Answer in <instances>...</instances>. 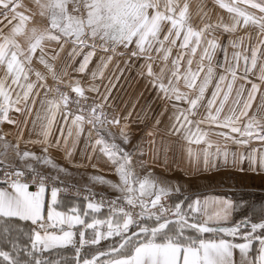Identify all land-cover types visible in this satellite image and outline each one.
Listing matches in <instances>:
<instances>
[{"label":"snow or ice","instance_id":"1","mask_svg":"<svg viewBox=\"0 0 264 264\" xmlns=\"http://www.w3.org/2000/svg\"><path fill=\"white\" fill-rule=\"evenodd\" d=\"M2 2L3 0H0V3ZM216 2L231 14L228 23L219 19L216 24L209 23L211 17L206 11V5L201 4L196 15L201 18L202 26L194 25L191 22L187 0H82L76 7L78 15L69 14L67 0H35L39 15L46 18L45 26L28 27L27 22L35 13L28 15L21 12L7 34L0 30V65H6L5 75L0 78V121L26 125V121L10 119L9 110L14 109L22 116H29L32 110L30 105L34 107L37 102L33 98L39 96V93L34 91L37 84L28 82L29 74L34 71L31 64L37 49H40L39 62L47 69V75H50L54 82H58L57 87L49 88L45 99L40 101L42 109L46 110L47 121L42 126L43 140L39 141L44 155L37 156L31 151H24L21 154L19 151L20 137L23 135L21 132L18 133L16 144V154L20 160L31 158L37 163L51 166L59 173L70 174L47 154L48 137L56 113L62 107L67 108L69 96L61 92L59 87L66 73L63 70L58 71L45 59L42 47L45 40L57 42L63 40L61 50L63 44L70 41L74 45L69 54L70 58L79 55V49L85 47L91 49L84 55L77 69L81 73L85 72L97 51L104 53L105 55L100 57L101 63L97 71L92 73L93 78L97 73L103 77V69L108 67L114 56L129 54L133 57L143 56L145 63L141 65L140 74L145 75L146 70V75L158 89V94L163 93L167 100L187 104V107L180 108L173 103L175 111L165 133L177 137L181 155L187 160L193 176L199 172L201 164L204 171L214 167L213 157L222 158L225 165L229 158V152L219 145L214 153L211 151L212 134L205 131L202 125H215L223 130L217 132V136L240 146L248 145L254 138L264 142V116L257 119L253 115L241 127V120L248 117V111L258 92L261 101L259 111L264 112V91H261L264 86V0H244L246 8L235 3H225L224 0ZM249 8L255 11H249ZM165 24L167 30L161 36L162 26ZM240 26L258 29L256 42L250 47V55L242 56L240 51H236L233 53L234 63H228L225 48V64L220 65L224 68V73L219 76L212 96L207 102V115L200 120H194L193 117L199 111L206 90L214 79L212 59L216 49L220 47L217 37L212 36L208 39L207 33L222 28L231 34ZM18 38L26 42L24 47L18 42ZM245 39L251 41V33L237 40L229 39V45L234 49L239 48ZM178 40L180 48L190 54L187 59L188 67L183 71L181 70L183 53L171 61V68L168 65L172 49ZM130 45L134 47L130 48ZM120 47L125 51L120 52ZM197 54L198 66L193 70L192 57ZM241 58L244 64L243 71L239 72ZM52 59L55 60L56 56L54 55ZM157 59L164 62L159 73L153 67ZM168 73L171 75L165 83ZM257 73L259 83L248 79L250 74L255 76ZM47 75L35 71L36 80L45 81L39 85L40 87H48ZM9 77L12 84L21 88V92L15 94V99H12L11 86L7 83ZM181 79L185 88L191 91L181 90L179 86ZM22 80L25 83H21ZM238 81L241 82L240 87L235 88V98L231 103L238 104L239 108H230L232 114L221 117V112L229 102L234 85ZM243 82L250 83L251 87L245 88ZM75 85L71 90L77 97L87 100L85 89L80 86L78 80L75 81ZM52 91L58 93V96L49 100L47 97ZM89 91L98 89L93 86ZM104 99H107V93ZM75 103L80 106V100H76ZM104 107V104L93 101L81 107L80 114H70L72 119L67 137L61 129V138L56 141V146L63 147L66 155L70 157L72 153L69 145L71 143V148L75 147L76 141L85 131V123L90 126L89 140L92 137V129H95L101 138L95 140L92 150L95 152L96 146H102L101 152L116 166L115 172L120 178V183L103 181L102 177L93 179H99L118 190L121 193L118 199L124 201L127 208L118 200H111L108 216L101 220L93 215L91 223L81 218L79 208L70 210L73 215H66L56 211L54 207L59 191L57 187L51 188L50 201L46 197L48 181L55 180V177L44 176L31 163H27L24 169L10 166L13 170L5 171L4 183H7L12 191L0 189V264H264V202L258 206L250 205L247 200L242 198L237 200L227 195L205 196L201 200L199 191L189 193L185 185L174 181H160L151 172L141 179L132 170L131 154L125 151L121 144L115 142V134L108 132V135L112 136L110 144L102 138L101 129L107 131V126L114 125L118 126L122 144L130 142L127 117L124 123H121L118 115H113L109 120ZM130 116L131 112L128 117ZM37 118L39 119V113ZM156 123L159 124V121ZM154 134L155 130L149 133ZM69 137L72 138L71 142ZM0 141L4 142L5 148L10 146L4 137H0ZM202 142L207 147L194 150L191 146L193 143L199 145ZM167 147L165 144V152ZM231 156L238 171H251L264 178V146L259 149L252 148L246 154L233 152ZM244 161L248 162L247 169L243 166ZM28 170H31L36 191H29V183L21 180L28 175ZM182 170L187 172V169ZM147 196L153 198L149 201L145 199ZM169 199L173 202L166 205L163 201ZM137 206L139 212H135ZM102 207L103 200L100 202L89 200L83 214L88 216L89 209L92 214L99 213ZM45 210L47 221L68 224L70 227L80 225L81 228L76 232L61 229V235L49 232L45 227ZM236 213L241 214L238 221L233 219ZM17 220L30 221L33 225H38L43 229V235L36 229L25 233L16 223ZM102 226H106L103 231ZM133 228L135 230H132ZM88 230H91L90 234ZM186 230H191L196 235H186ZM205 233L210 234V238H203ZM24 235L28 237L30 246L19 242ZM114 237L118 238L114 243H101ZM3 245L10 246V250H4ZM69 245L73 250L71 259L62 256L59 251ZM54 251L60 258H52ZM45 252H48L49 256H45Z\"/></svg>","mask_w":264,"mask_h":264},{"label":"crops","instance_id":"2","mask_svg":"<svg viewBox=\"0 0 264 264\" xmlns=\"http://www.w3.org/2000/svg\"><path fill=\"white\" fill-rule=\"evenodd\" d=\"M21 12H26L28 15L35 13V15L27 22L28 27L33 25L43 27L46 25V18L39 15L35 3L30 4L25 0H3V2L0 3V30H2L3 34H7L10 31L16 23V17ZM18 42L22 47L26 45V42L23 39L18 38ZM62 43L63 40L59 42L45 40L42 42L45 59L48 63L53 64L58 71L63 70L66 73V75H63L62 77L63 81L69 79L75 83V81L78 80L80 86L85 89L86 94H95L99 100L113 106L117 111V115L121 119V123H124L125 118L127 117L126 122L129 124L130 142L128 144H122L119 137V129L112 133L116 136L115 142L121 144V147L131 154L132 170L135 174L139 175L141 179L151 172L154 174V177L158 178L160 181H174L185 185L186 190L189 193L199 191L198 189H200L201 181H206V184L201 186L205 187L208 184L207 182L213 179V176L211 175L215 173L216 176L223 174L228 175L230 173H236L241 176L254 175L257 180H260V174L251 171H238L233 165L231 153L244 152L246 154L247 151L252 148H261L264 146V142L254 138L248 145L240 146L231 140H225L223 137L217 136L216 133L223 130L217 128L215 125L209 126L207 124L202 125V128L205 131H210L212 134L211 140L213 143L211 145V151L214 153L217 145H219L229 152V158L225 165L222 158L217 159L213 157L212 163L215 165L214 167L204 171L203 165L201 164L199 172L193 176L191 167L187 160L181 155L180 145L177 143V137L174 134L169 136L165 133V130L172 122L173 112L175 111L173 103H176L180 108H184L187 107L186 102H174L165 99L163 93L158 94V89L153 86L151 79L146 75V72L145 75H141L137 70L134 72L133 68L130 66L128 68H122L119 56H114L108 67L103 69V77L97 73L96 77L93 78L92 73L97 71V67L101 63L100 57L105 55L104 53L97 51L96 55H94L89 62L85 72L81 73L77 71V69L79 68L80 62L83 60L84 55L91 49L87 47L79 49L78 51L80 54L76 55L74 58H70L69 54L72 52L74 45L69 41L67 44H63V50H61L60 45ZM40 54V49H37V52L33 55L31 67L34 71L29 74L28 80V82H34L37 84L34 91L39 93L38 97H33L37 102L34 107L30 105L32 108L31 114L29 116H22L14 109L9 110L10 119L15 121H26V125L24 123L10 124L6 121H0V137H4L5 141L10 145L5 148L4 142L0 141V161H3L10 166H16L20 169H24L27 163H31L35 168L48 169L59 177L61 181L66 183L81 186L105 196H121V193L111 185L104 183L99 179H93V177H102L103 181H112L113 184L120 183V178L115 172L116 166L113 165L107 155L101 152L100 148L102 146H96L95 152L92 150V145L95 143V140L101 138L96 132L92 131V137L89 140V128L84 125L85 131L76 141L75 147L71 148V143L69 145L72 153L70 157L66 155L63 147L56 146V141L61 138V129L64 130V135L67 137L68 128L71 126V119L67 118L59 111L56 113L55 122L48 137L49 149L47 154L57 165L66 169L67 173L70 174L59 173L51 166L37 163L31 158L21 161L19 156H17V137L18 133L21 132L23 135L20 137L19 142L20 153L22 154L24 151H31L36 153L37 156L44 155L43 148L39 141L43 140L42 126L46 124L47 121L45 118L46 110L42 109L40 101L45 99V94L49 93V90L48 88L39 86L45 83V81L36 80L35 71H40L47 75V69L39 62ZM54 55L56 56L55 60L52 59ZM108 55H111V53H108ZM160 69L161 68L155 71L159 73L158 71H160ZM5 71L6 65H0V78L4 77ZM216 73L217 72H215L214 78L216 77ZM223 73L224 72H221L220 75ZM170 75L171 73L166 75L165 83H167V78ZM249 76L254 78L250 79V81L259 83L258 73L256 75L257 79L251 74ZM52 82L54 81L51 76L47 75V85L49 86ZM7 83L11 86L12 99H15V94L21 92V88L18 85L12 84L11 77H9ZM21 83H25V81L22 80ZM243 83L245 88L251 87L250 83ZM93 86L97 88L98 91H89ZM179 86L182 91H191L185 88L183 79L179 82ZM238 87H240V85H235L234 91L235 88ZM214 89L215 80L213 79L212 83L206 90L199 111L193 117L194 120H200L203 116L207 115V102L211 98ZM261 91H264V86H262ZM106 93L107 99L105 100L104 95ZM246 95L247 92L244 93V96ZM47 98L51 100L53 97L48 94ZM241 99H243V97H241ZM231 100L232 97H230L229 102L225 104V107L221 112V117L231 115L232 113L229 111L230 108H239V105H233ZM260 102V92H258L256 98L252 102V107L248 111V117L242 118L241 120V127H243V125L247 123L248 118L253 115H255L257 119H259L260 116H264V112L259 111ZM130 112L131 116L128 117ZM37 113H39V119L37 118ZM157 121H159V124L156 123ZM153 130H155V134L149 135ZM193 131H195L194 126ZM102 138L108 143L109 141L112 142V136H109L107 132H102ZM71 139L72 138L69 137L70 142ZM33 141H37V143H32ZM165 144L168 146L166 152L164 149ZM191 146L194 150L207 147L203 142L199 145L193 143ZM89 157H91V159H89ZM243 166L247 169L248 162L244 161ZM182 169H187V172ZM136 187L138 188V185H136ZM0 189H6L9 192L12 191L10 187ZM29 191L34 190L29 187ZM199 192L201 193V200H203L205 196L215 197L222 195L221 193L214 194ZM46 197L50 201L51 194L47 192ZM148 198L151 200L153 197H145V199ZM59 204H61V207H59ZM54 207L56 211L65 213L66 215H73L70 210L73 208H79L81 210V218L87 220L89 223H91L93 215L96 219L101 220L107 217L105 215L92 213H89L88 216H84L83 210L87 209V206H85L82 201L71 198L68 199L57 196V201ZM17 222L30 225L33 229L40 231L43 235V229H40L38 225H33L30 221L17 220ZM45 227H47L49 232H54L57 235L62 234L61 229L64 231L71 230L76 232L81 228L80 225L70 227L68 224L47 221V210H45ZM189 235L195 236L196 234L190 233ZM203 238H210V234H203ZM68 247L71 246L69 245ZM236 256L238 258V252L236 253Z\"/></svg>","mask_w":264,"mask_h":264},{"label":"rangeland","instance_id":"3","mask_svg":"<svg viewBox=\"0 0 264 264\" xmlns=\"http://www.w3.org/2000/svg\"><path fill=\"white\" fill-rule=\"evenodd\" d=\"M25 1L30 3V4L35 3V0H25ZM81 2H82V0H67V6H68L69 14L78 15L79 13L76 11V7ZM187 2L189 3V11L191 13V22L194 25L202 26L201 25V18L196 15L198 7L201 4L206 5V11L209 13V15L211 17L209 23L216 24L218 22V19L222 20L224 23H228L230 21L231 14H229L226 9L221 8L219 6V4L216 2V0H187ZM224 2L229 3V4L235 3L240 7H245V8L247 7V5L244 4V0H224ZM248 10L249 11H255L254 9H250V8ZM162 28H163V31L161 33V36H163V33L166 32L167 25L166 24L163 25ZM248 33H251V35H252L251 41H248L247 39H245L243 44L239 48H235V49L233 47H231V45H229V39L237 40L239 37H242V36L246 37L248 35ZM257 34H258L257 28H254V27L245 28L243 26L238 27V30L234 33H231V34L224 31L222 28L217 29L215 32H208L207 33L206 38L210 39V38H212V36H215V37H217L218 43L220 45V47L216 49L214 56H213V59H212L214 72H217L216 77L214 78L215 85L219 79L220 73L224 72V68L221 67L220 65L225 64V48H227L228 63H234V61H233V53L234 52L240 51L242 53V56L245 54L250 55V47L252 44H255V42H256L255 37ZM179 45H180V41L178 40L177 44L172 49V55L168 61V65H169V68H171V61L176 59L178 54L183 53L184 60L181 62L182 63L181 70L183 71L184 69H186L188 67L187 59H188L190 54L187 50L181 49ZM129 47L132 48V47H134V45H130ZM119 51L124 52L125 49H123V47H120ZM197 52L199 53L200 49H198ZM153 54L155 55V53H153ZM119 58H120V64H122L121 65L122 68H128L130 66L131 68H133L134 72H136V70L138 72H140L141 65L145 63V58L143 56L133 57L129 54V55H124V56H119ZM192 59H193V63L191 65V67L193 70H196L197 66H198V61H199V54H197L196 56H193ZM163 64H164V62L162 60H160V59L155 60V62L153 64L154 70L162 68ZM243 64H244V61H243V58H241V60H240L241 68H240L239 72L243 71ZM145 72H146V70H145ZM218 72H220V73H218ZM238 75H239V73H238ZM255 77H256V75H255ZM230 79H231V77L229 76V80ZM248 79L250 80V79H254V78H251L249 76ZM256 79H257V77H256ZM53 83L54 82H52L47 87L48 90H49V88L53 89V87H52ZM63 83L67 84L68 87H71V88L75 87V83L72 80L67 79L66 81H63ZM240 83L241 82L238 81L235 85H237V84L240 85ZM50 95L52 97H54L52 92L50 93ZM92 96L96 97L95 94H92ZM231 97H232V99L235 98V91L234 90H233ZM105 104L107 105V107H109L114 112L116 111V109L113 106H111L107 103H105ZM59 112L61 114H64V116H66L67 118L72 119V116L70 115V114H73L72 112L66 113L64 110H59ZM85 125L88 128H90V126L87 125V123H85ZM117 129H118V126L116 129H107V131H104L103 129H101V132H107L108 133V132H113ZM92 131L96 132L95 129H92ZM109 143H111V141H109ZM1 162H3V161H1ZM36 169L40 170L42 172H46V174L49 173V174L55 176V178H56L55 180H56L58 185L66 186V187H72V188H80V189H83L90 194H92V193L100 194L98 192H94V191L89 190L87 188L61 181L59 179V177H57L54 173L50 172L48 169L47 170L43 169V168H36ZM28 172H31V170H28ZM211 176H213V179H211V181H208L207 182L208 184L205 187H201V186L206 184L205 183L206 181L200 182V189H198V190L201 191L202 193H214V194H217V193L220 194L221 193L222 195H227V196H230V194L231 195L234 194L235 199L238 200V199L242 198L244 200H247L250 205H254V202H255V204L258 206L260 203L264 202V198L260 197V198H257L254 200V197L252 196V194L253 195L258 194L259 196H264V178H262V176L259 177L260 180H257L254 175L241 176V175L236 174V173H230L228 175L223 174V175H219V176H216V173H215ZM119 197L120 196H118V198ZM149 201H150V199H149ZM172 202L173 201L170 200V203H172ZM185 207H186V205H185ZM88 212L92 213L90 209L88 210ZM108 213L109 212H107V211L100 210L99 213H95V214L108 216ZM235 217L240 219L241 214L236 213ZM16 223H18L19 226L24 229L25 233H27L28 231L33 229V227L30 225H25V224H22L19 222H16ZM105 228H106V226H102L101 230L103 231V230H105ZM132 230H135V228H133ZM88 232H89V234L91 233L90 230H88ZM190 233L196 234V233L192 232L191 230H186L185 234L189 235ZM116 239H118V238L114 237V238H111L109 241H101V243L102 244L114 243ZM19 242L22 245L30 246L28 237L26 235L22 236V238ZM2 247H4V250H10V246H8V245H3ZM59 251H60L62 256L67 257L68 259H71L73 256V250L71 247H67L65 249H60ZM45 256H49V253L45 252ZM52 258H60V257H57L56 253L54 251L52 253Z\"/></svg>","mask_w":264,"mask_h":264},{"label":"built area","instance_id":"4","mask_svg":"<svg viewBox=\"0 0 264 264\" xmlns=\"http://www.w3.org/2000/svg\"><path fill=\"white\" fill-rule=\"evenodd\" d=\"M57 83L58 82H54L52 84L53 89H55L57 87ZM60 87V91L61 92H65L68 94L69 96V104L67 106V108H61L60 110H64L66 113L67 112H72L74 114H80V108L83 107L85 104H91L93 101H96L98 103H102L105 105L104 107V111L108 116V119L111 120L113 115H117V111H113L111 110L109 107H107V105L97 99L96 97L90 95V94H86L85 96L87 97V100H84L81 97H77L76 94L71 90V87H68L67 84H59ZM54 97L58 96V93H56L55 91H52ZM76 100H80V106L78 107L77 104L75 103ZM117 126L114 125H109L107 126V129H116ZM12 167H10V165L5 164L4 162L0 161V188H9L7 183H4V173L5 171H12ZM39 173L43 174L46 177H55L49 173L46 174V172H42L40 170H37ZM12 177H9V179H11ZM22 182H27L29 183V187H31L34 191L37 190L36 185L32 182L33 181V177L31 172H28V175H26L25 177L21 178ZM55 186L59 189L58 191V197H65V198H71V199H75V200H79L82 201L86 206L87 203L89 202V200L93 201V202H100L101 200H103V207L101 208V210L107 211L109 212V202L111 200H118L119 203L125 204V207L127 208V205L124 201L119 200L118 197H111V196H105L102 194H90L88 192H86L83 189L80 188H72V187H66V186H61L58 185L56 180H49L48 184H47V188H48V193L51 194V188ZM166 205L170 204V200H165L163 201ZM135 212H139V206H137L135 208Z\"/></svg>","mask_w":264,"mask_h":264},{"label":"trees","instance_id":"5","mask_svg":"<svg viewBox=\"0 0 264 264\" xmlns=\"http://www.w3.org/2000/svg\"><path fill=\"white\" fill-rule=\"evenodd\" d=\"M230 196L233 197V198L235 199L234 194H232V195L230 194ZM252 196L254 197V200L257 199V198H260V197H261V198H264V196H259L258 194H255V195L252 194ZM61 198H65V197H61ZM68 199H70V198H68ZM254 205H256L255 202H254ZM59 207H61V204H59ZM235 216H236V214L234 215V220H235V221H238L239 219L236 218ZM16 222H17V221H16ZM19 223H20V222H19ZM22 224H25V223H22ZM25 225H27V224H25Z\"/></svg>","mask_w":264,"mask_h":264}]
</instances>
